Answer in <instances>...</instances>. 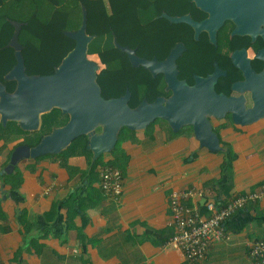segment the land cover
Masks as SVG:
<instances>
[{"label": "crops", "instance_id": "1", "mask_svg": "<svg viewBox=\"0 0 264 264\" xmlns=\"http://www.w3.org/2000/svg\"><path fill=\"white\" fill-rule=\"evenodd\" d=\"M210 123L219 138L216 151L202 144L192 125L175 131L156 119L143 129L122 128L108 151L66 147L14 164L19 146L37 143L26 144L24 135L9 132L0 138V259L4 264H254L250 250L264 237V198L235 214L228 222L230 237L214 243L201 261L166 245L173 234L172 191L197 186L231 195L264 184V116L249 124H236L230 114L210 116ZM105 164L123 172L120 202L100 188ZM189 203L202 208L200 200Z\"/></svg>", "mask_w": 264, "mask_h": 264}, {"label": "water", "instance_id": "2", "mask_svg": "<svg viewBox=\"0 0 264 264\" xmlns=\"http://www.w3.org/2000/svg\"><path fill=\"white\" fill-rule=\"evenodd\" d=\"M198 8L208 13L201 20H194L189 14L163 16L171 22H185L195 31V38L206 31L212 43L217 42V31L226 20L235 27L232 35H249L254 40L260 35L264 41V0H193ZM15 32L9 45L15 49L16 64L5 75L6 80L16 81L13 92L0 82V116L5 125L8 120L16 121L27 131L38 130L41 117L58 108L69 119L63 126L54 128L42 140L30 148L21 145L14 151L12 163L22 157L46 152H59L80 136H87V147L95 153L111 150L123 127L132 130L146 128L151 122L162 118L177 131L184 124L194 128L195 135L211 150H219V138L210 123V116L219 118L230 114L236 124H249L264 116V67L260 72L252 67L246 49H237L230 55L232 63L241 70L244 77L232 84L235 92L226 95L215 89L218 78L227 73L214 63V71L207 76L195 75L190 85L179 79L177 59L185 50L179 42L166 59L158 61L140 57L130 47L117 46L125 51L133 66L142 65L154 75L163 73L170 97H158L154 102L143 101L131 107V91L115 98L102 96L97 81L98 63L89 59L88 45L94 35L87 33V11L83 9L81 26L66 34L75 40L74 47L62 59L52 74L29 75L26 73L22 45L18 34L22 24L15 22ZM255 57L264 62V48ZM249 94V98L247 96ZM252 105L248 106V101ZM101 129L100 132L97 130Z\"/></svg>", "mask_w": 264, "mask_h": 264}, {"label": "trees", "instance_id": "3", "mask_svg": "<svg viewBox=\"0 0 264 264\" xmlns=\"http://www.w3.org/2000/svg\"><path fill=\"white\" fill-rule=\"evenodd\" d=\"M83 9L87 11V33L94 35L88 45V54L97 57L103 67L97 81L106 99L119 97L131 91L129 104L137 107L144 100L151 103L158 97H170L163 73L154 75L142 65L133 66L128 54L117 46L130 47L146 59L164 60L179 42L185 50L177 59L178 77L188 84L195 83L194 76H207L215 69L214 63L227 71L218 78L215 89L233 95L232 84L242 79V72L232 63L233 51L249 46L263 47L264 42L251 43L249 35H232L235 24L226 20L217 31V42L212 43L206 31L195 38L193 27L185 22H171L163 16L189 14L201 21L208 13L198 8L193 0H0V82L13 92L16 81L6 80L5 75L16 64L15 49L9 45L16 29L22 24L18 40L22 45L26 73L29 75L52 74L66 54L74 47L75 40L66 34L77 30L82 23ZM254 67L260 71L264 62L255 58ZM62 122V120H64ZM67 114L53 108L41 117L38 130L22 129L16 121L0 122V138L15 130L24 135L23 142L35 145L40 138L63 126ZM158 121H165L158 118ZM166 122V121H165ZM126 129L127 127H123ZM87 136L72 141L67 149H87Z\"/></svg>", "mask_w": 264, "mask_h": 264}, {"label": "built area", "instance_id": "4", "mask_svg": "<svg viewBox=\"0 0 264 264\" xmlns=\"http://www.w3.org/2000/svg\"><path fill=\"white\" fill-rule=\"evenodd\" d=\"M99 184L104 195L120 202L124 176L122 170L112 164H105L99 170ZM264 198V184L254 191L231 195L221 194L214 188L192 186L174 190L169 195L172 236L166 245L180 249L192 262L205 259L214 243L230 237L228 222L251 203ZM200 200L201 206L189 203ZM251 258L254 264H264V237L251 244ZM0 264H4L0 259Z\"/></svg>", "mask_w": 264, "mask_h": 264}, {"label": "flooded vegetation", "instance_id": "5", "mask_svg": "<svg viewBox=\"0 0 264 264\" xmlns=\"http://www.w3.org/2000/svg\"><path fill=\"white\" fill-rule=\"evenodd\" d=\"M251 37V36H250ZM263 41V39H262V37L260 36V35H257L256 36V38L253 40L252 39V37H251V43L252 44H255V43H257V42H259V41ZM264 42V41H263ZM256 48V47H255ZM254 47H252V46H249L248 48H245L244 47V49H246V51H247V55L249 56V58L251 59V63H252V67L255 69V71H257V69L254 67V62H252V60L253 59H255L256 57H255V55H256V53L258 52V50H260V49H262V48H264V46L263 47H258L259 49H255ZM240 49H242V48H240ZM237 50V49H236ZM251 54V55H250ZM264 67V66H263ZM263 67H262V69H263ZM261 69V70H262ZM260 70V71H261ZM260 71H257V72H260ZM211 74V73H210ZM209 75V74H208ZM194 79H195V76H194ZM244 79V77H243V75H242V79L241 80H243ZM241 80H238V81H241ZM248 98H249V94H248Z\"/></svg>", "mask_w": 264, "mask_h": 264}, {"label": "rangeland", "instance_id": "6", "mask_svg": "<svg viewBox=\"0 0 264 264\" xmlns=\"http://www.w3.org/2000/svg\"><path fill=\"white\" fill-rule=\"evenodd\" d=\"M88 58H89V59H93V60H95V61L98 63L99 70L103 67V65L99 63V61H98V59H97L96 56H94V55H90ZM99 70H98V71H99ZM247 96H248V94H247ZM251 105H252V101L249 100V101H248V106H251ZM64 121H65V119L62 120V122H64Z\"/></svg>", "mask_w": 264, "mask_h": 264}]
</instances>
